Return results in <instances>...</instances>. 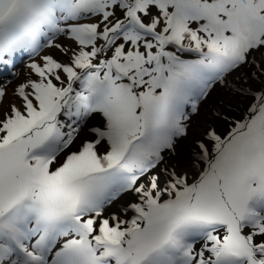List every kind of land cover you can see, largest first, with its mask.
<instances>
[{"label": "snow or ice", "instance_id": "snow-or-ice-1", "mask_svg": "<svg viewBox=\"0 0 264 264\" xmlns=\"http://www.w3.org/2000/svg\"><path fill=\"white\" fill-rule=\"evenodd\" d=\"M0 264H264V0H0Z\"/></svg>", "mask_w": 264, "mask_h": 264}]
</instances>
